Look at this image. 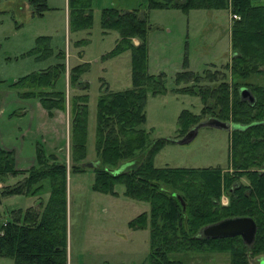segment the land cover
<instances>
[{"label":"trees","instance_id":"trees-1","mask_svg":"<svg viewBox=\"0 0 264 264\" xmlns=\"http://www.w3.org/2000/svg\"><path fill=\"white\" fill-rule=\"evenodd\" d=\"M29 1L36 15L48 9L44 0ZM66 1L68 29H88L91 0ZM226 5L237 17L229 29L230 57L225 64L228 79L218 72L196 75L186 70L183 62L184 69L176 72L174 81L192 80L195 85L178 89L197 96L202 105L199 114L186 109L178 113L180 135L197 124L202 114L231 124L229 168L222 171L219 167H155L152 158L165 139L150 140L142 128L144 105L147 93L162 94L165 87L163 73L153 75L146 71L147 10H224ZM99 26L102 32L114 30L118 34L103 58L129 51L130 87L101 89L95 103V159L78 164L85 154L87 82L81 74L87 65L70 66V172L91 169L93 190L114 194L113 186L121 184L124 195L148 203V212L138 214L130 226L147 225L149 264H183L184 257L192 253H225L227 264H252L250 258H256L257 263L258 257H264V85L249 78L264 76V4L252 0H147L144 10L102 8ZM29 53L36 58L49 55V36H37ZM63 57L62 52H57V59ZM62 72L63 63L57 62L17 78L12 85L20 90L18 96L37 98L50 114L53 109L65 107L64 91L54 87ZM202 78L207 84H199ZM242 87L248 90L250 101L240 98ZM35 151V164L26 177L0 190V201L13 195L38 196L43 181L47 184V197L35 206L10 211V217L0 225V257L9 259V264H66V168L63 163H48L38 146ZM49 157L52 159V155ZM87 162L93 165L83 167ZM16 172L13 152L0 147V179ZM222 192L227 195L226 204L219 201ZM243 216L251 218L255 225L250 244H244L239 236L210 238L200 233L204 226Z\"/></svg>","mask_w":264,"mask_h":264},{"label":"rangeland","instance_id":"rangeland-1","mask_svg":"<svg viewBox=\"0 0 264 264\" xmlns=\"http://www.w3.org/2000/svg\"><path fill=\"white\" fill-rule=\"evenodd\" d=\"M66 2L46 0L48 9L42 15H36L29 0H0V142L13 150L16 164L22 166L17 167L14 162L18 172L0 179V190L16 185L26 177L28 169L35 164L38 146L48 163H63L66 168V264H149V229L147 225L142 228L130 226L138 214L148 212V203L124 195L121 184L113 186L114 194L93 190L91 169L70 172L67 98L72 92L67 85L70 66L86 63L87 68L81 74V79L87 82L85 154L78 164L94 161L97 95L104 86L110 91L130 87L129 51L103 58L113 47L118 34L114 30L102 32L100 11L106 7L144 10L147 0H91V25L88 29L78 30L68 29ZM252 2L264 4V0ZM232 14L227 5L224 10H147L146 71L153 75L163 73L165 87L162 94L147 93L144 105L142 128L150 140L165 139L152 158L155 167H219L222 171L229 168V130L200 126L187 142L177 143L183 136L177 131L178 113L186 109L199 114L202 105L197 96L178 89L195 85L192 80L175 83L174 79L176 72L183 71V62L185 69L196 75L218 72L228 79L225 64L230 57ZM41 35L49 36L51 53L36 58L29 51L35 38ZM59 51L64 55L62 60L57 59ZM57 62L63 63V72L54 87L64 91L65 107L64 110L53 109L49 114L37 98L18 96L20 90L12 84L23 75ZM249 80L264 85L262 75H252ZM198 82L207 84L203 78ZM199 117L204 121L208 116L202 114ZM47 193V184L43 181L39 197H3L0 223L10 217L11 210H24L27 205L35 206L40 199L44 201ZM219 201L226 204L225 192L221 193ZM249 261L257 264L256 258ZM9 263V259L0 257V264ZM227 263L225 253H192L183 260V264Z\"/></svg>","mask_w":264,"mask_h":264},{"label":"water","instance_id":"water-1","mask_svg":"<svg viewBox=\"0 0 264 264\" xmlns=\"http://www.w3.org/2000/svg\"><path fill=\"white\" fill-rule=\"evenodd\" d=\"M239 94L241 99L251 100V96L246 88H240ZM206 125L226 130L231 129L229 123L213 117H207L204 121H200L190 128L179 140H177V143L187 142L194 135L198 127ZM92 165V162L82 164L83 167H91ZM254 231L255 225L253 220L249 217L243 216L223 219L216 223L204 226L200 230V233L205 237L210 238L239 236L244 244H250L253 240ZM257 264H264V258L258 259Z\"/></svg>","mask_w":264,"mask_h":264},{"label":"crops","instance_id":"crops-1","mask_svg":"<svg viewBox=\"0 0 264 264\" xmlns=\"http://www.w3.org/2000/svg\"><path fill=\"white\" fill-rule=\"evenodd\" d=\"M44 1H46V0H44ZM46 11V10H45ZM132 42L134 43V44H136V42H135V39H132ZM0 147H2L3 149H6V150H12V149H10V148H8L6 145H4V144H2L1 142H0ZM12 152H13V150H12ZM13 156H14V162H15V165L17 166V167H22V166H19V165H17L16 164V154L15 153H13ZM14 196V195H13ZM10 197H12V196H9V198ZM8 198V197H7ZM3 202V201H2ZM1 202V203H2ZM1 203H0V205H1ZM26 207H28V205L26 206ZM25 207V208H26ZM6 220H3L0 224H2L3 222H5Z\"/></svg>","mask_w":264,"mask_h":264},{"label":"built area","instance_id":"built-area-1","mask_svg":"<svg viewBox=\"0 0 264 264\" xmlns=\"http://www.w3.org/2000/svg\"><path fill=\"white\" fill-rule=\"evenodd\" d=\"M232 18L236 19L237 17H236V15H235V14H232Z\"/></svg>","mask_w":264,"mask_h":264}]
</instances>
